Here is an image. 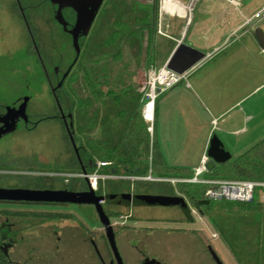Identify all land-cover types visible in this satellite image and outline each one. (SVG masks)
Instances as JSON below:
<instances>
[{
	"label": "rangeland",
	"instance_id": "obj_1",
	"mask_svg": "<svg viewBox=\"0 0 264 264\" xmlns=\"http://www.w3.org/2000/svg\"><path fill=\"white\" fill-rule=\"evenodd\" d=\"M105 1L90 34L80 40L82 48L84 46L85 49V56L83 62L78 63L74 68V71L77 73V79L74 81L73 87L79 95H83L94 101L89 115L83 116L81 113H75L73 96L69 100V107L72 108L73 106L75 114V133L79 136L77 141L78 146H81L87 138L102 140L104 136H107V138L111 136L113 144L118 142L121 132L133 116L135 105L140 103V110L142 108L146 81L153 75L154 70H157L167 62L166 57L175 45V39L167 34L178 35L175 34V29L185 21L183 18L185 15H187L186 19L188 20L191 17L189 23L181 33L186 42H192L191 44L194 47L204 50H212L215 45L218 46L213 51V55L205 61V67H214L217 63L229 59L230 61H234L235 64L233 69H228V75L240 78L248 75L253 68H256L259 70L258 74H260L256 81H261L264 77V70H261V66L264 65V54H260L259 49H255L249 43V31L254 26L251 20L256 21L260 17L258 14L264 4V0H236L237 3L221 0L224 3L223 5L228 4L229 6H233L235 12L239 15L241 10H244L248 15L254 14L238 31L226 35H221V32L216 31L213 33L197 32V24L203 14L208 12V10L217 13L216 6L212 4L213 0ZM20 2L27 14L37 44L41 47L49 66L57 64L61 73H63L76 56L72 36L63 31L56 21L53 5L48 0H20ZM18 4V0H0V93H4L7 97L11 98L33 96L30 102V109L33 110L37 109L41 102L37 100L40 95L35 96L33 93H48L51 92V89L33 51L31 37ZM142 6L153 15L152 24L149 26H141L142 24H140L137 28L138 32L130 40L127 39L128 36L122 37L118 40L117 44L108 46L106 41L113 31L116 30L115 21L117 17L121 13L135 7L141 8ZM260 13L263 12L260 11ZM240 17L242 20V16ZM207 22L212 23L214 21L210 20ZM168 24L171 25V32H169ZM256 33L261 41L262 48H264L261 33L259 31ZM244 42L249 46L248 55L245 57L240 56V58L235 60V57H231V54L239 50L241 51L244 48ZM120 49L122 50V57L120 60L115 61L113 56ZM96 58L100 59L95 63L93 59ZM86 64L90 70L98 68V72L95 71L97 73L95 75L97 80L101 87L106 91H110L101 99L94 100L92 89L85 79L84 68ZM197 65L194 66L193 70L188 72L187 78H183L179 83L167 90H173V94L180 91L187 93L188 91L185 89V86L188 82L193 86V77L196 75L198 71L196 69L199 66ZM58 78L54 79L55 83ZM254 86L251 82V89ZM132 88L134 89L132 90ZM163 93L159 97H162ZM139 94H141V97ZM257 99L264 104V101H262L264 99V86L255 91L246 103H252ZM189 100L192 101L191 107L199 112L201 107L197 105L192 97H189ZM66 103L67 99H65ZM45 115V111H43L42 116ZM105 124L109 125V130L106 129ZM172 124L169 122L165 130L161 131V134L165 133L164 138L166 137L165 139L170 145L178 142L180 143L179 148L185 151L186 154L196 156L201 147H203L211 125H203L195 121H189L181 127H174ZM221 134L220 129L214 128L209 137L211 138L213 135L220 137ZM23 135L26 137H22L20 140L26 143V152L28 153L32 149H35L44 156V159L49 160L55 157L59 161L64 160L67 155H73L70 149L68 134L61 122L54 124V122L51 123L48 120H44L39 129L25 132ZM51 135L55 139L54 141H51ZM154 142L158 146L156 138ZM226 146L233 155L232 160L238 157L240 152L247 151L250 148L239 149L231 147L229 143ZM97 168L98 162L95 170ZM102 174L105 176L98 179V186L101 183L103 184L104 193L127 192L132 194L158 193L159 191L158 188L152 187V181H160L159 179L139 178L140 176H148L149 173L142 174L140 172L139 174H131L121 171L120 176H115L116 174ZM154 174H157L156 171L153 173V177L159 178V176ZM162 174L172 175L171 172L165 170ZM114 183L119 186H112ZM172 183L176 189V182L172 181ZM178 193L179 195L181 194L180 192ZM263 193L264 187L258 186L255 190V197L259 203L256 208H249L246 204L241 203V201H227L225 199L224 201L219 200L213 209L208 210L205 207L200 209L187 199L193 213L192 217H195L196 220H187L178 225L196 229L197 231L193 233H197L196 235H200L203 238H208L224 264H264ZM118 194L116 193L115 195ZM121 203L113 201L104 203L106 212L112 215V220L119 219L121 221L117 226L114 225L115 231L119 230L122 225H125L126 222L123 223V221L128 219L120 217V215L129 213L128 211L133 208L130 201L129 203ZM40 206L38 208L41 210L71 212L77 218L74 224L79 225L80 222H84L88 229L95 232L92 235L95 236L99 243H107L103 235V225L93 205L51 204ZM147 224L158 227L177 226L175 223L156 220ZM46 236L48 237V235ZM116 241L119 248L117 236ZM107 245L106 247L110 251ZM79 247L80 245L76 241L72 245V249L75 251ZM111 256L112 253L109 255L108 252H105L103 255L104 260L106 259L108 263L112 259Z\"/></svg>",
	"mask_w": 264,
	"mask_h": 264
},
{
	"label": "crops",
	"instance_id": "obj_2",
	"mask_svg": "<svg viewBox=\"0 0 264 264\" xmlns=\"http://www.w3.org/2000/svg\"><path fill=\"white\" fill-rule=\"evenodd\" d=\"M213 1L212 4L216 6L218 11L216 13L208 10L203 14L197 24V32L199 33H213L215 31L221 32V35L234 33L254 16V14L248 15L244 10H241L239 15L235 12L233 6L223 5L224 3L221 0ZM228 1L236 3V0ZM260 11L263 13H260ZM258 15L260 17L256 21L251 20L254 26L249 31V43L255 49H259L260 54H264V48H262L261 41L256 33L259 31L264 35V4ZM186 16H183L185 21L175 29L177 36L171 33L167 34L175 39V45L166 57L167 61L178 43L180 41L186 42L181 35L191 19V17L189 20L186 19ZM240 16H242V20ZM210 20L214 22H207ZM168 29L169 32L172 31L170 24H168ZM186 43L191 44L192 42ZM243 46L244 48L241 51L233 52L231 57H235L236 60L240 56H247L249 46L246 42L243 43ZM217 47L215 45L212 50L201 49L206 52L207 56L198 63L199 66L197 65L196 70L198 71L193 77V86L190 82L185 86L188 92L180 91L173 94V90L165 91L161 95L162 97L157 98L153 127L150 128V123L145 120L152 139H157V147L166 164L170 167H184L194 172L195 168L200 165L203 154L208 150L209 135L214 128L221 130L220 138L225 147L229 143L231 147L239 149L251 148L264 139V104L258 99L252 103H246L255 91L264 86V77L261 81H256L260 75L258 74L259 70L256 68H253L248 75L240 78L228 75V69H233L235 64L234 61L229 59L217 63L214 67H205V61L213 55V51ZM261 70H264V65L261 66ZM251 82L255 85L252 89ZM189 97H192L197 105L201 107L199 112L191 107L192 101L189 100ZM243 104L245 105L243 106ZM189 121L211 125L203 147L196 156L186 154L185 151L179 148L180 143L178 142L174 143L175 145H170L165 139L166 137L164 138L165 133L161 134V131L165 130L169 122L173 123L174 127H181ZM104 138L106 139L107 136H104ZM244 152H240V155ZM151 154L150 158L152 157ZM140 159H144V157ZM111 165L112 163L100 167L99 172L102 173L101 170L105 168L107 170L106 175L116 174ZM135 166L137 167L136 172L127 173L139 174L142 172L139 163H136ZM121 171H125L124 166L120 167L115 176H120ZM150 171L152 172V169ZM179 207L136 204L128 211L129 213L124 214L125 217L128 215V219H126V224L117 230L116 236L125 264H150V262H152L151 264H217L209 248L206 247L204 238L196 235L197 233H193L197 230L178 225L187 220H196L195 217L189 220V216ZM193 211L195 212L194 209ZM154 220L175 223L177 226L158 227L147 224ZM208 241L210 242L209 239ZM100 246L104 254L108 252L110 255L105 243H101Z\"/></svg>",
	"mask_w": 264,
	"mask_h": 264
},
{
	"label": "flooded vegetation",
	"instance_id": "obj_3",
	"mask_svg": "<svg viewBox=\"0 0 264 264\" xmlns=\"http://www.w3.org/2000/svg\"><path fill=\"white\" fill-rule=\"evenodd\" d=\"M48 1L53 5L54 17L58 24L63 31L69 33L73 38L69 30L76 25V11L71 7L63 9L64 18L68 22V30H66L64 25L56 18L59 4ZM18 3L19 10L31 37L33 51L51 92L33 93L35 96L40 95L37 100L41 101L39 107L33 110L30 109V102L33 96L11 98L4 93H0V189L86 191L89 189L86 176L89 173L91 161L85 164L79 155L81 172H75L74 155H67L61 161L55 159V157L51 158V156V159L46 160L35 149H32L29 153L26 152V143L20 140V138L26 137L23 133L39 129L44 120H48L51 123L54 122V124L61 122L69 137L68 127H71V130L75 133V114L73 106L72 108L69 107V100L72 94L66 90L65 83L76 63L70 69L74 58L63 73H61L59 65L49 66L41 47L37 44L24 7L20 0H18ZM90 32L87 35H81L79 40L88 36ZM57 77L59 78L55 83L54 79ZM65 99H67L66 104ZM22 104L24 107L20 108ZM43 111H45V116H42ZM50 138L51 141L55 140L52 135ZM139 167L142 171L145 170L144 165ZM111 168L116 174L120 169L115 168L113 164ZM136 168L135 165L124 166L126 173L135 171ZM96 192L105 195L111 194L100 193L99 186H97ZM121 193L124 192H119V194ZM136 194L139 193H132V195ZM120 200L112 201L122 204ZM107 201L108 199L103 204ZM126 203H129V201H126ZM51 204L85 205L64 201L0 197V264H89L92 248H94L98 258L103 261V264H116L108 239L106 242L109 245L110 253H112L110 263L106 259L104 260V254L100 250L98 242L92 236V233L95 232L88 229L84 222H80L79 225L74 224L75 219H77L74 214L38 208L40 205ZM131 205L135 206L136 204L132 202ZM120 217H125V215H120ZM110 218L112 220V215ZM125 222L126 220L123 221V223ZM115 232L117 235V231ZM75 241L80 245L76 251L72 249Z\"/></svg>",
	"mask_w": 264,
	"mask_h": 264
},
{
	"label": "trees",
	"instance_id": "obj_4",
	"mask_svg": "<svg viewBox=\"0 0 264 264\" xmlns=\"http://www.w3.org/2000/svg\"><path fill=\"white\" fill-rule=\"evenodd\" d=\"M105 2L106 1H104V4ZM152 20L153 15L148 10H145L143 6L141 8L135 7L124 13H121L115 21L116 30L113 31L112 35H110V37L106 41V44L108 46L115 45L120 38L126 36H128L127 39L130 40L132 36L138 32L137 28L140 24H142L141 26H149L150 24H152ZM84 51L85 49L83 46L82 52L75 66L78 63L83 62L85 56ZM121 52L122 50L120 49V51L117 52L115 56H113V59L115 61L121 59ZM99 59L100 58H96L93 59V61L96 63ZM74 68L65 83V87L66 90L69 91L74 98L75 113L77 112L81 113L83 116H88L91 112L94 101L83 95H79L73 87V83L77 79V73L74 71ZM84 69L85 79L92 89L94 100L101 99L105 95H107L110 91H106L103 87H101L99 81L95 76L97 75L96 72H98V68H93L92 70H90L86 64ZM133 89L134 88H132V90ZM139 95L141 97V94ZM105 127L107 130H109L108 124ZM68 138L70 149L74 155L75 172H81V163L79 157L69 136ZM74 138L77 143L79 136H77L76 133H74ZM154 141L152 139L149 128L145 123V119L141 114L140 103H137L135 105L133 116L130 118L125 128L121 132L120 138L117 143L113 144L112 138L110 136L109 138H104L102 140L87 138L81 146H77L79 148V155L85 162V164L88 163V161H91L89 173L95 171L98 160H101L111 162L115 168H120L122 166L128 167L130 165L139 163L140 165L145 166V170L142 171V174H148L152 169V172L154 173L156 171L157 174L155 175L159 177L183 178L190 177L194 174V172L188 168L168 166ZM150 154L152 155L151 158ZM140 155H145L144 159H140L142 157ZM164 170L167 172H171L172 175L162 174ZM101 172L107 173V170L104 168L101 170ZM208 176L215 178L264 180V139L257 142L254 146H252L250 149H248L235 159H231L225 163H219L213 170L209 171ZM112 186L118 187L119 185L114 183L112 184ZM176 186L177 187L175 189L172 181L169 180L152 181V187L158 188V193L179 195L178 192H180V195L183 196L187 202L189 200L195 207H199L200 209H202V207H205L208 210L213 209V207H215L219 202V200H212L205 197V191L209 186L208 184L177 181ZM103 188V184H99L100 193H103ZM116 193L119 192H113L110 195ZM112 200V198H108V202ZM224 200L225 199H223V201ZM241 203L246 204L249 208H256L259 204L256 200V197L252 201ZM92 236L95 238L94 235ZM104 237L107 241L105 234ZM96 241L98 242V240ZM99 248L101 251H103L100 246ZM97 258L98 256L96 255L94 248H92L89 264H103V261L98 258V262Z\"/></svg>",
	"mask_w": 264,
	"mask_h": 264
},
{
	"label": "water",
	"instance_id": "obj_5",
	"mask_svg": "<svg viewBox=\"0 0 264 264\" xmlns=\"http://www.w3.org/2000/svg\"><path fill=\"white\" fill-rule=\"evenodd\" d=\"M53 3L59 4L58 13L56 15L57 20L62 23L66 30L67 21L64 18L63 9L66 7L73 8L77 13L76 25L70 29V33L73 35V45L76 51V56L72 62V66L77 62L81 54L80 36L87 35L95 21L99 10L104 2V0H51ZM263 43L264 35L261 33ZM207 56L206 52L203 50L192 46L185 41H180L173 53L166 62L169 68L173 70L184 73L190 70L201 62ZM24 105L20 108H23ZM73 126V123L71 122ZM70 139L75 148L76 153L79 156V148L74 138V132L71 127H68ZM209 160L207 162V167L209 170H213L219 163H225L232 159V153L225 147L224 142L218 135H213L209 142V147L207 150ZM80 157V156H79ZM136 172V170H135ZM86 181L88 183L89 189L86 191H67V190H33V189H0V197L4 198H17V199H27V200H40V201H64L73 202L79 204H92L95 206L96 211L99 215L100 221L104 227L105 234L107 236L108 242L114 254V260L116 264H125L122 254L118 248L116 241V232L114 225L108 213L104 208L103 202L112 198L113 200L121 199L120 201L126 202L130 201L139 205H161V206H180L182 210L189 216H192V211L190 205L186 199L181 195H169L162 193H139L132 195L130 193H121L118 195H105L98 194L96 188L93 185L91 179L86 176ZM204 241L209 248L213 258L216 260L217 264H224L220 259L219 255L215 251L214 247L210 244L207 238L204 237ZM152 262H150L151 264Z\"/></svg>",
	"mask_w": 264,
	"mask_h": 264
},
{
	"label": "built area",
	"instance_id": "obj_6",
	"mask_svg": "<svg viewBox=\"0 0 264 264\" xmlns=\"http://www.w3.org/2000/svg\"><path fill=\"white\" fill-rule=\"evenodd\" d=\"M193 69L194 67L184 73H179L172 68H169L165 63L157 70H154L153 75H151V77L146 81L141 108V114L143 118L148 123H150V128L153 127L155 121L156 101L159 95L179 83L183 78H187L188 72ZM208 160L209 156L207 152H205L202 156L200 165L195 168L194 174L190 177L155 178L153 177V173L150 171L148 176H143L140 178L169 181L172 180L174 182L184 181L192 183H205L209 185L205 191V197L212 200L226 199L232 201L248 202L255 198V190L258 186L264 187V180L209 177L206 175L209 173V171H211L207 167ZM110 163L111 162L99 160L98 168L95 170V172L87 174V176L93 182L95 188L98 186V179L105 176L102 173H99V168ZM204 174L205 176H203ZM262 199L264 201V193L262 194ZM112 223L113 225H116L120 224L121 221L119 219H115L112 221Z\"/></svg>",
	"mask_w": 264,
	"mask_h": 264
}]
</instances>
